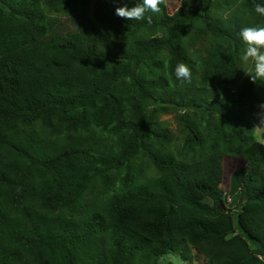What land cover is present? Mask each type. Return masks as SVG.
<instances>
[{
	"label": "trees",
	"instance_id": "16d2710c",
	"mask_svg": "<svg viewBox=\"0 0 264 264\" xmlns=\"http://www.w3.org/2000/svg\"><path fill=\"white\" fill-rule=\"evenodd\" d=\"M88 3L0 0V264H264V81L242 75L239 35L264 26V0L118 17L119 41L91 25L47 38ZM224 158L243 160L227 193Z\"/></svg>",
	"mask_w": 264,
	"mask_h": 264
},
{
	"label": "rangeland",
	"instance_id": "374dc122",
	"mask_svg": "<svg viewBox=\"0 0 264 264\" xmlns=\"http://www.w3.org/2000/svg\"><path fill=\"white\" fill-rule=\"evenodd\" d=\"M198 0H167V10L170 15L176 17L180 14L194 10ZM131 0H89L88 5L79 12H65L58 15V22L53 30L47 35L49 39H56L70 33L78 31L84 25H91L98 28L109 39L119 41L127 33L128 30L123 27L115 14L116 7L129 6ZM251 60L244 62L242 75L251 67ZM257 120V119H256ZM159 121L167 128L174 136V147L179 146L182 139L179 133V128L174 114L162 115ZM256 121V125L258 124ZM255 125V126H256ZM254 139L264 145V127L254 128ZM176 145V146H175ZM142 162V161H141ZM138 162L139 166L144 169V172H153V168L148 163ZM243 165V160L240 158H224L221 163L217 161L219 186L225 193L229 190V178L231 173L238 167ZM194 255L193 251L191 255ZM159 264H205L202 258L196 256L191 257L189 261L183 260L180 255H167L159 259Z\"/></svg>",
	"mask_w": 264,
	"mask_h": 264
},
{
	"label": "clouds",
	"instance_id": "9594fccd",
	"mask_svg": "<svg viewBox=\"0 0 264 264\" xmlns=\"http://www.w3.org/2000/svg\"><path fill=\"white\" fill-rule=\"evenodd\" d=\"M115 3L116 0H113ZM164 5L167 8V0H139L134 6L129 8L126 4L116 7L115 14L125 20H146L148 24L153 22L152 15L148 13L162 14ZM256 13L264 16V4L257 3L255 5ZM243 43L246 45L243 55L240 59L247 63L252 61L254 64L253 71L245 72L252 82L257 80L264 81V26H247L241 29L239 33ZM175 75L178 80L183 83L190 84L192 82V69L185 63H179L175 68ZM259 111L255 113L258 124L254 128L264 127V103L257 105Z\"/></svg>",
	"mask_w": 264,
	"mask_h": 264
},
{
	"label": "water",
	"instance_id": "95a60500",
	"mask_svg": "<svg viewBox=\"0 0 264 264\" xmlns=\"http://www.w3.org/2000/svg\"><path fill=\"white\" fill-rule=\"evenodd\" d=\"M219 210H223V208L222 207H220V209Z\"/></svg>",
	"mask_w": 264,
	"mask_h": 264
}]
</instances>
